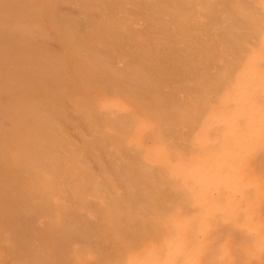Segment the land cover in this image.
<instances>
[{"label":"bare ground","instance_id":"1","mask_svg":"<svg viewBox=\"0 0 264 264\" xmlns=\"http://www.w3.org/2000/svg\"><path fill=\"white\" fill-rule=\"evenodd\" d=\"M0 264H264V0H0Z\"/></svg>","mask_w":264,"mask_h":264}]
</instances>
